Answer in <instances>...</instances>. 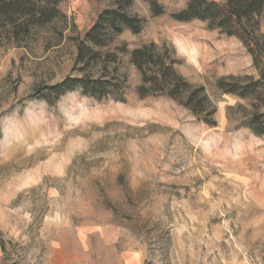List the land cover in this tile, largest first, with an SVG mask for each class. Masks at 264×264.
<instances>
[{
    "label": "rangeland",
    "instance_id": "374dc122",
    "mask_svg": "<svg viewBox=\"0 0 264 264\" xmlns=\"http://www.w3.org/2000/svg\"><path fill=\"white\" fill-rule=\"evenodd\" d=\"M115 1L61 0L64 16L0 45V264H264V139L228 115L247 100L215 86L258 71L237 37L170 16L188 0H155L160 15L131 0L143 28L115 43L172 46L214 126L168 97H139L123 54L108 70L126 74L124 102L34 97L73 72L74 37Z\"/></svg>",
    "mask_w": 264,
    "mask_h": 264
},
{
    "label": "trees",
    "instance_id": "16d2710c",
    "mask_svg": "<svg viewBox=\"0 0 264 264\" xmlns=\"http://www.w3.org/2000/svg\"><path fill=\"white\" fill-rule=\"evenodd\" d=\"M61 0H0V45L25 42L36 27H43L64 16L59 8ZM131 0H116L97 13L94 22L82 36L74 37L76 53L72 73L59 81L38 87L34 97L53 104L67 92L100 101H125L126 74L117 68L108 70L109 63L118 62L119 55H127L129 64L138 74L135 91L139 97L162 95L168 97L204 123L214 126L216 111L205 88L187 80L176 70L178 60L174 49L166 43L146 42L128 48L126 42L115 43L123 31L139 33L144 19L132 14ZM153 15L164 13V7L150 1ZM177 21L199 20L209 29H218L227 36L237 37L252 58L258 77L224 76L216 80V88L247 100L248 107L237 104L228 107V115H236L238 126L264 139V0H188L184 6L170 13ZM62 34V33H61ZM112 47V50H110ZM0 247L4 241L0 238Z\"/></svg>",
    "mask_w": 264,
    "mask_h": 264
}]
</instances>
